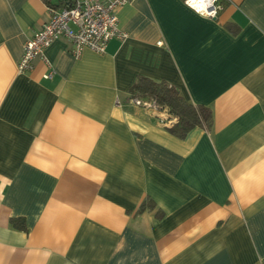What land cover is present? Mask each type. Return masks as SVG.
<instances>
[{
  "label": "crops",
  "instance_id": "obj_1",
  "mask_svg": "<svg viewBox=\"0 0 264 264\" xmlns=\"http://www.w3.org/2000/svg\"><path fill=\"white\" fill-rule=\"evenodd\" d=\"M58 5L0 0V264H264V0L215 18L131 0L124 40L75 57L58 38L20 72ZM138 76L210 107L211 129L171 134L128 97Z\"/></svg>",
  "mask_w": 264,
  "mask_h": 264
},
{
  "label": "built area",
  "instance_id": "obj_2",
  "mask_svg": "<svg viewBox=\"0 0 264 264\" xmlns=\"http://www.w3.org/2000/svg\"><path fill=\"white\" fill-rule=\"evenodd\" d=\"M42 28L27 39L18 63L20 72L29 70L36 57L44 58L45 49L56 39L66 38L71 53L78 57L86 48L103 53L113 39L124 40L127 33L119 27L117 9L131 0H58ZM196 13L215 18L222 9L219 0H184ZM136 105L157 113L154 102L133 98Z\"/></svg>",
  "mask_w": 264,
  "mask_h": 264
},
{
  "label": "trees",
  "instance_id": "obj_3",
  "mask_svg": "<svg viewBox=\"0 0 264 264\" xmlns=\"http://www.w3.org/2000/svg\"><path fill=\"white\" fill-rule=\"evenodd\" d=\"M228 1L219 0V3L223 7ZM226 27L233 33L237 30L233 29L231 25H226ZM128 93L130 99L139 98L154 102L157 113L165 115L162 121L168 123L165 124L166 129L177 137H184L194 127L210 130L213 125L210 107L190 102L182 95L177 86L166 81L138 76ZM150 203L151 199H147L139 206L138 210H143ZM11 224L19 229L25 227L23 218H11Z\"/></svg>",
  "mask_w": 264,
  "mask_h": 264
},
{
  "label": "snow or ice",
  "instance_id": "obj_4",
  "mask_svg": "<svg viewBox=\"0 0 264 264\" xmlns=\"http://www.w3.org/2000/svg\"><path fill=\"white\" fill-rule=\"evenodd\" d=\"M203 3V0H201V4Z\"/></svg>",
  "mask_w": 264,
  "mask_h": 264
}]
</instances>
